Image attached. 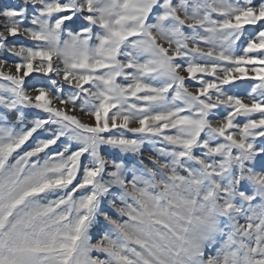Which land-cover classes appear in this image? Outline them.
Returning a JSON list of instances; mask_svg holds the SVG:
<instances>
[{
	"label": "snow or ice",
	"instance_id": "1",
	"mask_svg": "<svg viewBox=\"0 0 264 264\" xmlns=\"http://www.w3.org/2000/svg\"><path fill=\"white\" fill-rule=\"evenodd\" d=\"M0 264H264V0H0Z\"/></svg>",
	"mask_w": 264,
	"mask_h": 264
},
{
	"label": "rangeland",
	"instance_id": "2",
	"mask_svg": "<svg viewBox=\"0 0 264 264\" xmlns=\"http://www.w3.org/2000/svg\"><path fill=\"white\" fill-rule=\"evenodd\" d=\"M4 2H8V0H4Z\"/></svg>",
	"mask_w": 264,
	"mask_h": 264
}]
</instances>
